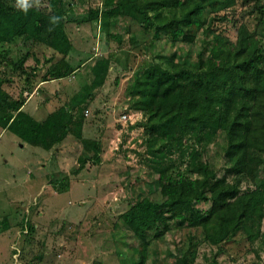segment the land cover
<instances>
[{"label": "trees", "instance_id": "trees-1", "mask_svg": "<svg viewBox=\"0 0 264 264\" xmlns=\"http://www.w3.org/2000/svg\"><path fill=\"white\" fill-rule=\"evenodd\" d=\"M238 1L97 0L78 12L71 0H29L27 10L17 0H0V43L21 39L28 46L17 58L0 57L24 75L31 93L38 83L68 77L78 68L69 57L74 41L67 25L99 24L107 44L117 48L96 59L92 82L44 119L25 111L27 95L14 96L6 86L13 79L0 75V124L48 148L73 130L87 152L79 155L74 174L102 160L100 142L82 136V105L104 82L111 62L121 59L116 51L126 48V36L118 29L120 23L136 26L130 36L135 42L140 37L136 31L164 32L170 50L195 43L199 30L205 33L195 57L187 52L178 58L171 51L168 65L154 62L135 76L132 106L143 113L138 125L144 126L157 178L155 187L122 213L139 242L133 246L137 258L123 264H147L152 239L174 228L201 227V234L190 233L170 264H196L201 243L220 248L238 231L251 242L264 236V0L250 3L249 12L257 13L253 27L234 16ZM220 22H232L235 37ZM153 40L150 46L156 45L157 38ZM39 46L49 47L50 56L40 53ZM220 135L218 163L209 149ZM176 151L183 165L171 157ZM50 178L59 190L70 187V175ZM204 202L210 203L207 208ZM92 264L108 263L96 258ZM210 264L222 263L215 255Z\"/></svg>", "mask_w": 264, "mask_h": 264}, {"label": "rangeland", "instance_id": "rangeland-1", "mask_svg": "<svg viewBox=\"0 0 264 264\" xmlns=\"http://www.w3.org/2000/svg\"><path fill=\"white\" fill-rule=\"evenodd\" d=\"M71 1L72 10L78 12L97 2ZM251 2L239 0L234 16L253 27L257 13L249 12ZM219 24L235 37L232 22ZM126 25L122 21L118 27L126 36V48L116 51L120 61L111 62L104 82L91 90V96L82 105L85 116L82 136L100 142V163L94 161L81 173H72L79 155L87 154L82 138L73 130L48 148L25 141L0 124V222H5L0 223V264H92L96 258L108 264H123L137 258L133 246L139 242L127 230L121 216L136 198L155 187L157 177L144 126L138 125L143 113L132 106L135 99L132 85L137 73L152 63L168 65L166 54L171 51L176 50L178 58L187 52L195 57L204 45L205 33L199 30L195 43H179L170 50L164 32L136 31L140 37L135 42L130 36L136 26ZM67 27L74 41L69 57L78 68L68 77L38 83L35 88L39 87L40 95H30L24 75L7 61L2 62L0 55V75L13 79L6 86L14 96L27 95L29 102L24 110L29 113L35 114L32 108L41 95L44 117L68 103L85 83L94 80L92 67L96 59L117 49L107 44L99 24L74 22ZM155 37L156 45L150 46ZM27 47L17 39L0 43V53L14 59L26 52ZM44 48L39 46L40 53L45 51L50 56L51 49ZM156 52L164 56H156ZM124 114L128 119L123 118ZM222 141L220 135L209 149L211 158L218 163L222 161L219 152ZM58 156H62L60 161ZM171 157L177 165L184 164L179 152H173ZM53 174L59 178L70 175V187L59 190L50 178ZM209 204L204 202L202 206L207 208ZM32 224L33 229L29 227ZM200 231L201 227L174 228L164 237L152 239L147 264H170L177 259L187 236L200 235ZM215 255L222 264H264V236L251 242L245 233L238 231L222 242L220 248L203 242L196 264H210Z\"/></svg>", "mask_w": 264, "mask_h": 264}, {"label": "crops", "instance_id": "crops-1", "mask_svg": "<svg viewBox=\"0 0 264 264\" xmlns=\"http://www.w3.org/2000/svg\"><path fill=\"white\" fill-rule=\"evenodd\" d=\"M61 79V78H60ZM53 80H55V79H53ZM49 81H51V80H48V82ZM39 94L40 95V93H39V87L36 89V91H34V92H32V94H30V95H33V94ZM42 96V95H41ZM39 97V100H38V102H36L35 103V106L32 108V110L35 112V114H32V113H30V114H32L33 116H40V117H44L43 115H42V113H43V111H45V107H44V105L41 103V98L42 97ZM29 102V100H27L26 102H25V104L22 106V108L24 109L25 108V105L27 104ZM48 111V110H47ZM49 114V113H48ZM48 114H46V116L48 115ZM45 116V117H46ZM44 117V118H45ZM37 118V117H36ZM38 119V118H37ZM58 161H60L61 160V158H62V156H58Z\"/></svg>", "mask_w": 264, "mask_h": 264}, {"label": "clouds", "instance_id": "clouds-1", "mask_svg": "<svg viewBox=\"0 0 264 264\" xmlns=\"http://www.w3.org/2000/svg\"><path fill=\"white\" fill-rule=\"evenodd\" d=\"M18 6H21L25 10L29 7V0H17Z\"/></svg>", "mask_w": 264, "mask_h": 264}, {"label": "built area", "instance_id": "built-area-1", "mask_svg": "<svg viewBox=\"0 0 264 264\" xmlns=\"http://www.w3.org/2000/svg\"><path fill=\"white\" fill-rule=\"evenodd\" d=\"M128 117H129V116H128L127 114H124V115H123V118H124V119H128Z\"/></svg>", "mask_w": 264, "mask_h": 264}]
</instances>
